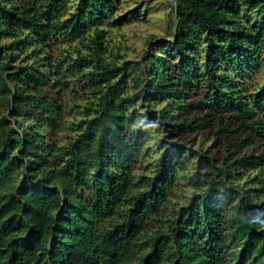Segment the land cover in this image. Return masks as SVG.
I'll return each mask as SVG.
<instances>
[{
	"label": "trees",
	"instance_id": "16d2710c",
	"mask_svg": "<svg viewBox=\"0 0 264 264\" xmlns=\"http://www.w3.org/2000/svg\"><path fill=\"white\" fill-rule=\"evenodd\" d=\"M121 1L0 0V264H264V87L249 84L264 0H173L172 40L137 65L104 56L103 26L130 21ZM76 41L87 51L53 57ZM74 75L91 99L60 143ZM156 122L245 137L221 159L163 142L137 178ZM184 183L193 194L169 212Z\"/></svg>",
	"mask_w": 264,
	"mask_h": 264
},
{
	"label": "rangeland",
	"instance_id": "374dc122",
	"mask_svg": "<svg viewBox=\"0 0 264 264\" xmlns=\"http://www.w3.org/2000/svg\"><path fill=\"white\" fill-rule=\"evenodd\" d=\"M79 0H71L77 3ZM248 0H241L242 4H246ZM175 3L173 0H122L115 11L116 19H129L118 25H106L103 29L106 30V49L104 56L110 61L118 64L137 65L144 61L147 52L152 46L158 45L161 41H171L174 33V13ZM138 13L139 18L133 19V15ZM77 48L81 52H86L87 49L82 43L76 41L71 46L67 44H56L53 47L52 55L55 59L64 57V54H71L72 58L78 56ZM67 50H69L67 52ZM73 78V79H72ZM74 75L70 77V88L64 92V101L68 104V109L65 114V123L62 126V131L58 135L60 143H65L73 137L76 131L70 127V122H75L77 119L85 116V105L91 99L89 87L82 86L76 83ZM133 78V77H132ZM128 78L127 94L131 98L137 93L138 88L134 79ZM146 79H150L149 74H146ZM142 79V83H146V79ZM250 88L258 90L264 87V60L255 70L252 79L249 82ZM136 108L147 117L145 106L146 104L137 99ZM166 106V103H160L156 106V110H161ZM245 134L241 132L235 139L228 140L226 134L218 133L217 127H208L202 130L191 132L188 134L178 135L171 131L169 127H162L154 123L150 136L146 139L143 147V153L139 156L138 162L135 165L134 171L137 178L149 174L150 168L158 161L161 155L159 145L163 142L170 144H178L184 149H192L202 152L203 154L214 155L216 158H223L229 146H235L238 140L244 138ZM241 155L251 151L250 148L244 147L242 151L235 150ZM195 161L197 159H194ZM194 164L190 161L189 165ZM254 175V172L251 173ZM247 178L244 179L246 181ZM194 189L189 183L180 184L176 187L173 195L169 199V212L178 209L188 202L189 197L193 194Z\"/></svg>",
	"mask_w": 264,
	"mask_h": 264
}]
</instances>
